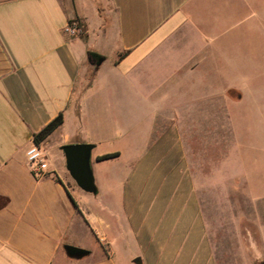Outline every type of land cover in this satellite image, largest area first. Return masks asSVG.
Masks as SVG:
<instances>
[{"label": "crops", "instance_id": "obj_1", "mask_svg": "<svg viewBox=\"0 0 264 264\" xmlns=\"http://www.w3.org/2000/svg\"><path fill=\"white\" fill-rule=\"evenodd\" d=\"M213 1L0 0V264H264V171L252 184L225 169L232 111L248 97L264 164V0ZM225 36L242 53L240 84L205 72ZM90 52L104 59L97 68ZM60 114L37 177L27 151ZM120 139L130 153L93 158ZM71 144L94 146L92 169L131 161L110 183L93 170L97 210L66 168ZM217 148L220 167L208 157ZM215 196L236 214L215 216ZM87 238L98 256L70 258L64 247Z\"/></svg>", "mask_w": 264, "mask_h": 264}, {"label": "rangeland", "instance_id": "obj_2", "mask_svg": "<svg viewBox=\"0 0 264 264\" xmlns=\"http://www.w3.org/2000/svg\"><path fill=\"white\" fill-rule=\"evenodd\" d=\"M213 4L215 7L222 8L224 6V1L222 0H215L213 1ZM252 7L247 6L245 7L244 11L245 14H248L249 9ZM228 15H225V17L229 16L230 18H234L230 13H226ZM216 15V14H215ZM213 16V20L218 17ZM201 17V16H200ZM202 18L206 19L207 15H203ZM80 34V33H78ZM248 44V42H246ZM247 55H251V48H246ZM212 62H209L208 65H206L205 72L211 73V77L215 79V81L219 80L217 76L218 71H224L225 74V83H230L233 82L235 84H240L241 82V75L240 73L242 72L239 69L240 66V61L242 59V53L239 54V51L237 47L233 45L232 40L229 39L228 37H223L219 39L218 46L214 48V54H213ZM250 69L247 70L246 75L249 76L250 74ZM224 77V75H223ZM210 78V76H209ZM217 78V79H216ZM183 101L187 100L188 97H182ZM252 100V97H248L246 101V105L244 104L242 107L235 106L233 108V129L236 132L235 136H233V143L232 145L229 146L228 152L230 155V158L227 160V163L225 165L226 171L229 173L233 174H240V173H247L249 180L251 181L252 184L256 182V180H259L261 177L256 176V172L259 170L264 171V164L257 163L256 161V156L258 155L257 151L254 146L255 143V126H254V117H253V105L249 102ZM252 102V101H251ZM251 114V115H250ZM95 132H98L97 130H91V134L94 135ZM100 132V131H99ZM187 135V134H186ZM187 138V136H186ZM188 141V139H187ZM187 149L188 152L191 154L197 153V146H193L191 143L187 144ZM129 144H127L125 139H120L112 143V145H106L103 144L98 147V149L95 151L93 154V158L96 157L95 154L101 153L105 154L110 152L111 150H120L126 155L130 153L129 151ZM213 149V148H212ZM223 148L219 149L217 148L216 150L211 151V154L208 155L209 158L213 157L215 158V161L209 163L213 164V166L220 167L221 163L217 161V157L222 154ZM94 160V159H93ZM264 163V162H262ZM131 161L124 158L123 160L117 161L115 163L111 162H102V163H95L93 164V170L95 172L98 170L100 171V174L102 175L101 178L107 181V183L112 182L111 177L112 176H117L118 171H121V175H125L126 172H128V168L130 167ZM197 164V160H196ZM114 173H113V171ZM124 170V172L122 171ZM117 174V175H116ZM230 175V174H228ZM200 177L198 175L197 181L200 182ZM83 195H85V200L90 203V206L93 207V210L98 209V205L94 202V195L92 194H87L83 192ZM211 195L213 196L214 193ZM230 200H232L235 205L237 201V194H233L230 196ZM214 201V215L216 216H221V215H228V214H236L237 212V207L231 208L228 204V207L223 206L221 198H213ZM234 211V212H233ZM86 247L84 248L85 250H92L93 251V256L92 258H96L98 256V251L97 248L94 247V241L92 239L87 238L86 239Z\"/></svg>", "mask_w": 264, "mask_h": 264}, {"label": "water", "instance_id": "obj_3", "mask_svg": "<svg viewBox=\"0 0 264 264\" xmlns=\"http://www.w3.org/2000/svg\"><path fill=\"white\" fill-rule=\"evenodd\" d=\"M88 59L96 68L104 61L103 58L89 54ZM93 148L91 144H71L63 146L62 150L65 154L66 168L77 186L87 193L97 194L98 189L91 164ZM64 249L70 258L79 259L89 255V251L70 245L65 246Z\"/></svg>", "mask_w": 264, "mask_h": 264}, {"label": "built area", "instance_id": "obj_4", "mask_svg": "<svg viewBox=\"0 0 264 264\" xmlns=\"http://www.w3.org/2000/svg\"><path fill=\"white\" fill-rule=\"evenodd\" d=\"M67 32L74 36L81 32V28L77 22H73L72 24H69ZM27 159L29 168L35 176L43 177L49 173L50 159L40 146H37L36 144L33 145L27 151Z\"/></svg>", "mask_w": 264, "mask_h": 264}, {"label": "trees", "instance_id": "obj_5", "mask_svg": "<svg viewBox=\"0 0 264 264\" xmlns=\"http://www.w3.org/2000/svg\"><path fill=\"white\" fill-rule=\"evenodd\" d=\"M73 22H77L79 24V27L81 28V25L77 19L71 20L69 24H72ZM89 56H96V57L102 58L100 55H97L96 53H92V52L89 53ZM63 122H64L63 115L60 114L52 122H50L47 126H45L39 133L34 135L35 144L37 146H40L55 130H57L63 124ZM118 156H119V153L106 154V155L98 157V160L105 161V160L116 158Z\"/></svg>", "mask_w": 264, "mask_h": 264}]
</instances>
